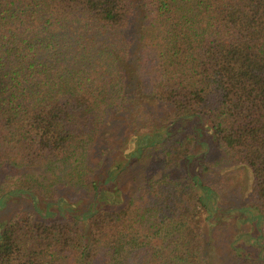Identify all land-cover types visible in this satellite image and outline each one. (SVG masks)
<instances>
[{"label": "trees", "instance_id": "16d2710c", "mask_svg": "<svg viewBox=\"0 0 264 264\" xmlns=\"http://www.w3.org/2000/svg\"><path fill=\"white\" fill-rule=\"evenodd\" d=\"M144 96L169 108L150 116L154 124L139 113ZM126 110L160 132L142 135L143 145L129 136L123 166L154 149L164 171L103 205L98 184L118 194L117 171L99 170L92 145L102 121ZM203 134L221 162L250 173L237 207L221 204L223 180L203 182L186 168ZM59 165L46 185L6 172ZM176 168L182 177L169 174ZM59 184L94 196L93 208L58 213ZM15 196L33 208L0 222V264H206L215 225L234 235L219 264H264V0H0V209Z\"/></svg>", "mask_w": 264, "mask_h": 264}, {"label": "rangeland", "instance_id": "374dc122", "mask_svg": "<svg viewBox=\"0 0 264 264\" xmlns=\"http://www.w3.org/2000/svg\"><path fill=\"white\" fill-rule=\"evenodd\" d=\"M125 71L129 74L128 67H125ZM139 102L143 107H141L139 113H143L148 118H150L152 114L164 116L169 109L166 104L145 96L139 99ZM150 120L152 124L156 123L155 119L150 118ZM194 122L195 120H192L180 124L183 128L181 130L183 131L185 129L188 131L189 125H192ZM143 124L144 119H141L140 117L134 118V115L126 110L116 114H109L97 129L90 159L95 163L96 161H99V170L101 169L104 171L105 168H110L112 169V173L117 171L116 186L119 189L117 192L118 194L114 193L109 195V193L106 192L108 190H106V188H109L111 183L98 184V193L95 197L103 200L105 202L103 205H107L109 201L127 198L135 191V186L143 177H146L151 173H160L164 171V168L162 167V152L154 149L149 152L145 161L139 163L135 162L127 168L123 166L125 158L122 157L121 152L123 154L130 148V142L126 141L127 138L135 134L139 138V145H143L145 141L140 139L142 135L150 136L160 129L158 128V125L155 124L150 127V129L145 130L141 128V125ZM176 127L177 124L168 125V129L175 130ZM159 132L160 131H158L157 134ZM204 135L205 134L197 139L199 145L193 146L192 151L195 157L186 168L191 175H197L203 182H217L223 180L224 187L220 198L221 204L223 206L237 207L239 204L243 203L250 194V173L247 169L240 168L238 165L221 162L217 158L221 156V152L215 146L212 136L208 135L207 137H204ZM207 155L211 158L216 157L218 161L210 165L205 164L203 161ZM130 156L131 155L129 154V162L133 159ZM59 170L60 165L56 168L54 167L52 170H44V168L39 167H20L7 168L6 172L8 171L15 174L25 172L31 174L34 178L36 177L41 183L46 185L50 182H55ZM168 172L174 178L182 177L184 175L183 170L179 168L169 169ZM100 176L102 177L103 175L101 174ZM99 188L102 190L101 193L99 192ZM57 193L60 197L65 199L64 203L59 206L58 213H63L68 209L67 211H71L77 216L83 215L86 211L92 209V205H94L93 200L96 199L94 196H86L84 192L79 191L70 184L57 185ZM5 204L6 206L0 209V222H3L14 210H32L33 208L31 201L23 196L12 197ZM35 207L37 214L41 216L45 214V209L47 207H45L43 202L36 201ZM51 208L52 207H50V209ZM84 227L85 225L83 224V228ZM258 227H260L264 235V224H261ZM234 228H240L242 230L246 228V224H237ZM230 232L232 231L229 228L217 230L216 225L207 228L206 246L204 248L206 264H219L227 258L226 245H228L231 238L234 236ZM252 238L253 237L250 239ZM235 241V244H242V238L240 235L236 237ZM258 242L262 243V240L260 241L258 238ZM243 248L251 250L245 245Z\"/></svg>", "mask_w": 264, "mask_h": 264}]
</instances>
